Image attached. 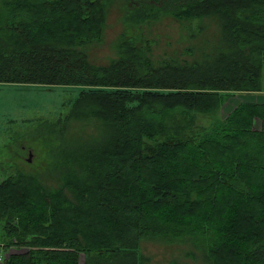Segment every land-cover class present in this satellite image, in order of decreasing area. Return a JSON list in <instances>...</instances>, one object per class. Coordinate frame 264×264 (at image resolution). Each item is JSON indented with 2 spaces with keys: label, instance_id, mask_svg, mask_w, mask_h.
<instances>
[{
  "label": "trees",
  "instance_id": "obj_1",
  "mask_svg": "<svg viewBox=\"0 0 264 264\" xmlns=\"http://www.w3.org/2000/svg\"><path fill=\"white\" fill-rule=\"evenodd\" d=\"M116 1L0 0V82L78 87L65 122L93 128L53 147L55 186L0 180L2 263L141 264L151 237L191 244L203 264H264V103L221 115L261 89L264 0H121L137 31L210 17L209 51L155 60L145 34L124 31L97 63L89 48Z\"/></svg>",
  "mask_w": 264,
  "mask_h": 264
},
{
  "label": "rangeland",
  "instance_id": "obj_2",
  "mask_svg": "<svg viewBox=\"0 0 264 264\" xmlns=\"http://www.w3.org/2000/svg\"><path fill=\"white\" fill-rule=\"evenodd\" d=\"M121 3L117 0L108 5L102 41L89 48L92 61L106 63L114 57L115 43L124 31L126 34H145L151 41L152 58L155 60H163L173 54L190 58V46L193 45L196 46L197 58L209 51L205 36L210 37L215 32V23L210 17H204V22L181 24L163 16L137 31L133 26L123 25L121 17L128 6ZM201 24L206 25L205 30L194 38L190 37V32H197ZM77 94L78 87L0 82V180L22 172L38 176L39 181L47 186L57 184L58 176H54L50 168L54 163L53 147L58 142L63 144L69 139L86 138L93 129L87 121L65 122L64 116ZM237 98H228L221 108L222 116L237 102ZM58 123L59 127H56ZM56 128L58 134L53 131ZM49 133L55 136L54 139ZM4 238L0 226V239L4 241ZM139 249L141 264H168L172 259L179 264H203L199 251L187 242L169 244L163 238L144 237L140 240ZM15 251L17 249L11 247L7 252Z\"/></svg>",
  "mask_w": 264,
  "mask_h": 264
},
{
  "label": "crops",
  "instance_id": "obj_3",
  "mask_svg": "<svg viewBox=\"0 0 264 264\" xmlns=\"http://www.w3.org/2000/svg\"><path fill=\"white\" fill-rule=\"evenodd\" d=\"M235 96H238V100L234 105H231L230 108L227 109L226 114L238 103L240 102H253V103H264V70L262 73L261 80V89L257 91H248V92H237ZM225 114V115H226ZM0 245H2V240L0 239ZM2 257H0L1 261L3 260V256L7 255L5 251H1ZM0 261V264H3Z\"/></svg>",
  "mask_w": 264,
  "mask_h": 264
}]
</instances>
